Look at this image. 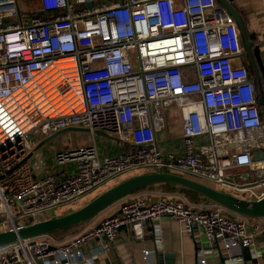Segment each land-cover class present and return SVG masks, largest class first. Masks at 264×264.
Instances as JSON below:
<instances>
[{"label":"built area","instance_id":"obj_1","mask_svg":"<svg viewBox=\"0 0 264 264\" xmlns=\"http://www.w3.org/2000/svg\"><path fill=\"white\" fill-rule=\"evenodd\" d=\"M36 9L27 14L18 0H0L2 230L47 218L141 169L264 198V158L243 142L264 134L258 86L235 61L242 32L218 0H36ZM72 127L93 138L102 131L120 149L105 153L93 140L56 152L66 173L40 172L38 138ZM165 132L181 137L182 151L164 149ZM119 203L120 212L66 241L50 233L0 245V264H92L97 252L86 257V247L100 239L108 250L126 226L152 264L164 217L197 238V264H209L208 244L222 249L225 264H250L237 248L262 264L260 218L163 191L154 198L147 189ZM148 225L159 233L154 242L145 238Z\"/></svg>","mask_w":264,"mask_h":264},{"label":"crops","instance_id":"obj_2","mask_svg":"<svg viewBox=\"0 0 264 264\" xmlns=\"http://www.w3.org/2000/svg\"><path fill=\"white\" fill-rule=\"evenodd\" d=\"M232 4L236 8V10L241 14L244 24L248 30V33L253 35V37L251 38V41L253 42L251 49L252 56L248 54L242 35L244 52L243 55L240 58L235 59V61L236 63H243L248 68L249 72L251 73L254 81L258 86V97L260 99L261 95L262 94L264 95V0H232ZM256 72H258V74L261 76V82L258 81L256 77ZM261 108L263 115V133H264V104L263 107ZM73 131L76 130L63 132L58 136H56L55 138L43 144L40 143H42V141L50 135L38 138V142H37L38 148L36 149V155L38 156L37 160L40 159L43 160V166L40 172L53 171L58 175L63 172L66 173L67 167L64 166L61 167L56 163L54 159L56 152L77 147L76 145L81 146V144L91 143V142L85 143L80 139H78L75 145V143H73L74 134L71 133ZM65 133L66 135H64L63 137L60 136ZM97 135L99 134H96L94 138L92 136V139L98 145L99 143L97 142L98 141ZM106 137L112 139L114 142L111 143L108 141V142H103L104 144L101 145L99 144L101 146L99 147L100 150L105 153H111V154L117 152L120 149L119 143L115 141V139L109 136ZM162 140H163L162 145L166 150H175L179 152L183 150L182 140L181 137L178 135H171V134L168 135L165 132ZM199 142L206 143L207 141L199 140ZM243 142H244V146L251 147L255 151L254 152L255 156L257 153L263 155L262 157L264 158V154L261 153V151L264 152V134L263 137L261 135L260 136L255 135L253 140L248 141L245 139ZM59 144H62V147L64 149L60 148ZM236 150L237 147L234 144L231 145L228 149V151L231 152ZM35 160L36 159H34V161ZM114 181L116 180L110 181L109 183L102 186L95 192L88 194L87 196L81 198L76 202L58 208L57 210L49 213L47 217L53 215L60 216L82 207L83 205H85L90 201V198H92L93 195H96L105 187L111 185ZM147 190L150 191L151 195L155 198V196H158V194L161 192L162 189L155 188V189H147ZM88 196L89 198H86ZM104 212H109V214L120 212V203L118 202L112 205ZM98 216L95 217L93 220L85 223L84 227L88 229L96 225L101 220L99 219ZM260 222L264 225V217L260 218ZM158 227H160L162 230L164 243L163 246H160L158 247V249L155 250H158L159 252L173 253L174 258L172 262H174V264H197L198 241L196 237L184 232L181 223L167 217L161 219V221L158 223ZM155 229L156 228L153 227L152 225L147 226L146 235H145V238L147 240H152L154 242L158 238L159 233H157ZM68 235H70V232H66L55 237L57 238L58 241L63 242L74 236V235L72 236H68ZM139 240L140 239L136 234V232L134 231V229L126 226L123 227L120 236L113 243V245H111V247L108 250H102L101 245L104 243L103 240L97 239L92 241L86 247V251H85L86 257H90L91 255H93V253L97 252L98 257L95 258L92 264H145L140 254ZM257 246L260 249H264V233L257 236ZM207 248L210 250V253L208 255L209 264H223L222 259H225V256L221 254L223 252L222 249H219V247L212 248L210 244L207 245ZM155 250L150 256V261L152 264H156ZM235 252L240 253L241 256L246 258L248 263L252 264V261L250 259H247L249 258L248 249L237 248L235 249ZM260 263L264 264V254L262 259L260 260Z\"/></svg>","mask_w":264,"mask_h":264},{"label":"water","instance_id":"obj_3","mask_svg":"<svg viewBox=\"0 0 264 264\" xmlns=\"http://www.w3.org/2000/svg\"><path fill=\"white\" fill-rule=\"evenodd\" d=\"M218 1L225 8H227V10L236 19L241 29L248 54L252 56L251 49L253 42L251 41V38L253 37V35L248 33V30L244 24L241 14L233 6L232 0ZM256 77L258 81L261 82V76L258 74V72H256ZM259 103L261 105L264 104L263 94L259 99ZM71 130L90 132L88 129L85 128L72 127L51 134L50 136L45 138L40 144H43L55 138L63 132ZM96 134L109 136L102 131H97ZM37 148L38 145L36 149ZM261 153L264 154L263 151H261ZM262 156L263 155L256 153L255 158L261 159L263 158ZM159 183H171L196 191L203 195L206 198V201L216 202L224 206L228 210L243 216L251 218L264 217V198L261 200L245 199L232 193L220 190L204 182L185 176L183 174L158 169L157 171L143 172L130 176L107 188L82 207L73 210L69 213L60 216L53 215L38 221H32L31 219V222L26 225L17 228L2 230L0 231V245L12 243L26 238L42 236L68 228H74L78 225L87 223L93 220L105 210H107L109 207L118 203L129 195H132L139 190ZM155 255L156 264H174V262H172L174 258L173 253L159 252L158 250H155ZM222 262L223 264H225V259H222Z\"/></svg>","mask_w":264,"mask_h":264},{"label":"rangeland","instance_id":"obj_4","mask_svg":"<svg viewBox=\"0 0 264 264\" xmlns=\"http://www.w3.org/2000/svg\"><path fill=\"white\" fill-rule=\"evenodd\" d=\"M18 3L20 4V7H21V9L22 10H32V9H34V8H36V0L35 1H31V0H18ZM72 134H74L73 135V143H75V145H76V142L78 141V139H80L81 141H83V142H91V141H93V139H92V134L90 133V132H82V131H73V132H71ZM64 135H66V133L65 134H62V135H60L61 137H63ZM60 136H59V138H60ZM74 139H75V141H74ZM97 142L101 145V144H104L103 142H111V143H113L114 141L112 140V139H110V138H108V137H106V136H101V135H97ZM116 141V140H115ZM78 144V143H77ZM80 144H81V142H80ZM79 144V145H80ZM98 144V146L99 147H101L100 145ZM81 145H83V144H81ZM76 146H78V145H76ZM59 147L60 148H63L62 147V144H59ZM64 149V148H63ZM143 170H147V171H149V170H151V169H143ZM126 179V178H125ZM114 180H116V181H114L113 183H118V182H120V180H121V178L119 177H117V178H115ZM207 184V183H206ZM111 187V186H110ZM161 191H163V192H168V193H171V194H174V195H176L177 197H183V198H187L189 201H192V200H190L184 193H182V192H180V191H165V190H161ZM95 192V191H94ZM93 193V192H92ZM91 194V193H90ZM240 195H244V194H240ZM87 196V195H86ZM94 196V195H93ZM86 198H89V196L88 197H86ZM85 198V199H86ZM192 202H195V201H192ZM200 202V201H199ZM109 215H112V213L111 214H109V212H104V213H102L101 215H99L98 217H99V219H102V218H104V217H107V216H109ZM85 224V223H84ZM84 224H81V225H79V226H76V227H74L73 228V230H71V231H69L70 232V235H68V236H72V235H76V234H79V233H81V232H83V231H85V230H87V228H85L84 227Z\"/></svg>","mask_w":264,"mask_h":264},{"label":"trees","instance_id":"obj_5","mask_svg":"<svg viewBox=\"0 0 264 264\" xmlns=\"http://www.w3.org/2000/svg\"><path fill=\"white\" fill-rule=\"evenodd\" d=\"M37 12V9L34 8L32 10H29L27 14H33V13H36ZM45 14V13H44ZM260 107H262V105L260 104ZM149 171H153L152 169L149 170ZM142 172H148L147 170H138V171H135V172H132V173H128V174H125V175H122L120 176L121 180H124L125 178H128L130 176H133L135 174H138V173H142ZM190 177V176H189ZM201 182H204V183H207L205 181H202V180H199ZM115 183H112L111 185L105 187L103 190H101L99 193H97L96 195H94L92 198L96 197L98 194H100L101 192H103L104 190H106L107 188H109L110 186L114 185ZM208 184V183H207ZM211 185V184H210ZM213 187H216V188H219L218 186H215V185H211ZM155 188H160L162 190H165V191H180L182 193H184L190 200L192 201H195V202H199V201H202V200H205L206 198L201 195L200 193L196 192V191H193V190H190V189H187V188H184V187H181L179 185H175V184H171V183H159V184H156V185H152V186H149L147 188H144L142 190H146V189H155ZM220 189V188H219ZM142 190H139V191H142ZM138 192V191H137ZM90 198V200L92 199ZM82 206V205H80ZM79 226V225H78ZM73 230V228H68V229H64V230H61V231H57V232H54L52 234H54L55 236H59L63 233H66V232H69ZM0 231H2V229L0 228Z\"/></svg>","mask_w":264,"mask_h":264}]
</instances>
